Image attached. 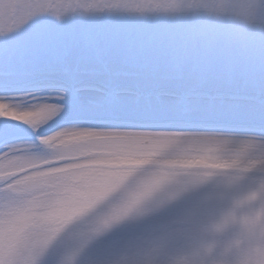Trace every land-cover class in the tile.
I'll use <instances>...</instances> for the list:
<instances>
[{
	"label": "snow or ice",
	"instance_id": "obj_1",
	"mask_svg": "<svg viewBox=\"0 0 264 264\" xmlns=\"http://www.w3.org/2000/svg\"><path fill=\"white\" fill-rule=\"evenodd\" d=\"M141 20L145 23H134ZM253 31L264 34V0H0V197L14 204L25 186L79 163L82 153L214 133L188 131L183 120L169 119L156 107L169 94L164 90L109 92L82 79L103 67V55L113 45L127 42L119 72L135 75L129 67L146 46L167 45L182 58L200 43L246 45ZM77 48L94 61L87 55L74 59ZM86 89L102 93V101L85 102ZM121 94L134 100L122 104ZM20 161L29 164L21 167ZM64 211L53 209V215ZM165 228V217L119 224L80 247L77 264H141L149 241ZM67 244V237L58 239L43 260L50 255L56 264ZM165 253L159 249L161 261ZM9 264H21L19 256Z\"/></svg>",
	"mask_w": 264,
	"mask_h": 264
},
{
	"label": "clouds",
	"instance_id": "obj_2",
	"mask_svg": "<svg viewBox=\"0 0 264 264\" xmlns=\"http://www.w3.org/2000/svg\"><path fill=\"white\" fill-rule=\"evenodd\" d=\"M82 155L25 186L14 204L0 197V264L13 255L42 264L62 237L56 264H77L90 238L156 217L166 228L141 264H264V138L189 134ZM58 208L67 211L54 216Z\"/></svg>",
	"mask_w": 264,
	"mask_h": 264
},
{
	"label": "rangeland",
	"instance_id": "obj_3",
	"mask_svg": "<svg viewBox=\"0 0 264 264\" xmlns=\"http://www.w3.org/2000/svg\"><path fill=\"white\" fill-rule=\"evenodd\" d=\"M77 22L89 21L77 17ZM127 48V42L121 40L107 49L103 67L82 79L92 80L109 92L135 88L148 94L164 90L169 94L161 96L156 107H162L169 119L183 120L188 131L264 138V34L251 32L246 45H226L220 40L200 43L182 58L167 45L146 46L129 67L135 75L119 72L127 58ZM85 55L94 61L80 48L74 50L73 58ZM82 99L101 102L103 96L86 89ZM119 100L126 105L134 97L121 94ZM42 264H51V256Z\"/></svg>",
	"mask_w": 264,
	"mask_h": 264
}]
</instances>
